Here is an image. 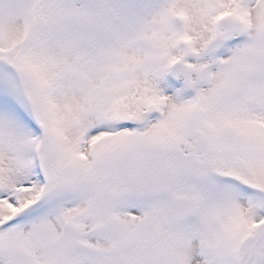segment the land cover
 I'll use <instances>...</instances> for the list:
<instances>
[{
	"label": "snow or ice",
	"instance_id": "6c2138e0",
	"mask_svg": "<svg viewBox=\"0 0 264 264\" xmlns=\"http://www.w3.org/2000/svg\"><path fill=\"white\" fill-rule=\"evenodd\" d=\"M0 264H264V0H0Z\"/></svg>",
	"mask_w": 264,
	"mask_h": 264
}]
</instances>
